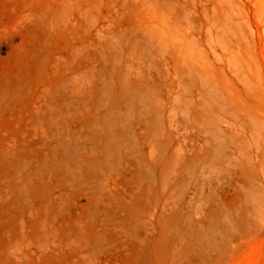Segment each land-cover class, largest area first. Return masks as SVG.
<instances>
[{"label":"rangeland","instance_id":"obj_1","mask_svg":"<svg viewBox=\"0 0 264 264\" xmlns=\"http://www.w3.org/2000/svg\"><path fill=\"white\" fill-rule=\"evenodd\" d=\"M0 264H264V0H0Z\"/></svg>","mask_w":264,"mask_h":264},{"label":"bare ground","instance_id":"obj_2","mask_svg":"<svg viewBox=\"0 0 264 264\" xmlns=\"http://www.w3.org/2000/svg\"><path fill=\"white\" fill-rule=\"evenodd\" d=\"M171 30V29H170ZM173 31V30H172ZM200 61V60H199ZM200 64V63H199ZM195 68V67H194ZM196 71V70H195ZM201 73V72H200ZM203 76V75H202ZM209 77V76H208Z\"/></svg>","mask_w":264,"mask_h":264}]
</instances>
